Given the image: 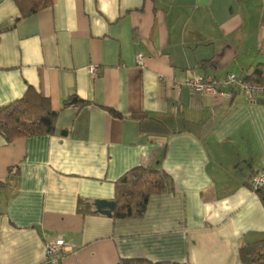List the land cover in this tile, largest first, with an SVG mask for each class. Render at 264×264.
Listing matches in <instances>:
<instances>
[{
    "label": "crops",
    "instance_id": "1",
    "mask_svg": "<svg viewBox=\"0 0 264 264\" xmlns=\"http://www.w3.org/2000/svg\"><path fill=\"white\" fill-rule=\"evenodd\" d=\"M17 15L0 0V107L31 88L58 115L53 134L0 136V264H50L57 239L60 264H241L240 248L264 240V203L248 187L264 171V96L174 84L264 64V0H53L5 30ZM132 113L171 134L140 133ZM138 166L174 188L141 219L77 213L79 200L112 201Z\"/></svg>",
    "mask_w": 264,
    "mask_h": 264
},
{
    "label": "trees",
    "instance_id": "2",
    "mask_svg": "<svg viewBox=\"0 0 264 264\" xmlns=\"http://www.w3.org/2000/svg\"><path fill=\"white\" fill-rule=\"evenodd\" d=\"M18 9V15L12 26L13 29L20 21L48 9L53 0H12ZM200 67L210 65L211 61L200 62ZM243 83L249 86L264 87V64H259L241 75ZM80 106L88 103L77 100ZM108 113L116 119L122 115L116 110L107 108ZM57 112L51 109L50 101L41 97L36 91L28 88L24 95L5 106L0 107V136L6 143L17 138L34 135L53 134ZM131 118L137 121L139 132L142 134L170 135L171 132L159 120L145 113H132ZM255 174H252L250 179ZM2 184V183H0ZM249 187V185H248ZM171 177L156 167H135L122 175L114 183V209L110 218L113 220L141 219L151 196L173 192ZM264 203V188L254 192ZM94 202L79 200L76 211L81 216L99 214ZM241 264H264V240L244 245L239 250ZM118 264H179L170 262H151L146 259H122ZM182 264V263H181Z\"/></svg>",
    "mask_w": 264,
    "mask_h": 264
},
{
    "label": "built area",
    "instance_id": "3",
    "mask_svg": "<svg viewBox=\"0 0 264 264\" xmlns=\"http://www.w3.org/2000/svg\"><path fill=\"white\" fill-rule=\"evenodd\" d=\"M142 58L141 54L136 56V62L138 65H142ZM96 70L95 66L88 67V72L91 76L95 75ZM182 85L191 90L214 97L226 96L224 91L218 88L220 85H225L228 89L235 90L237 92H243L247 95L248 99L252 101L255 99L254 97L264 96V87L246 85L243 83L242 77L235 74H229L222 80L195 75L192 77H186L182 83L174 84L175 88H179ZM248 185L253 193L258 189L264 188V171L255 174L249 180ZM67 250L68 248L66 247L64 240L57 239L46 245L45 259L50 264H60Z\"/></svg>",
    "mask_w": 264,
    "mask_h": 264
},
{
    "label": "water",
    "instance_id": "4",
    "mask_svg": "<svg viewBox=\"0 0 264 264\" xmlns=\"http://www.w3.org/2000/svg\"><path fill=\"white\" fill-rule=\"evenodd\" d=\"M76 100H72L71 104H75ZM94 207L96 209V212L101 214V215H105L107 217L111 216V213L114 209V202L113 201H105V200H95L94 201Z\"/></svg>",
    "mask_w": 264,
    "mask_h": 264
}]
</instances>
